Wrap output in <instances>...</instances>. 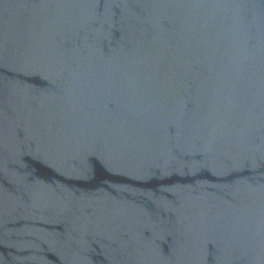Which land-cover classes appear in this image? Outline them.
I'll return each instance as SVG.
<instances>
[{"label":"water","instance_id":"1","mask_svg":"<svg viewBox=\"0 0 264 264\" xmlns=\"http://www.w3.org/2000/svg\"><path fill=\"white\" fill-rule=\"evenodd\" d=\"M0 264H264V0H0Z\"/></svg>","mask_w":264,"mask_h":264}]
</instances>
